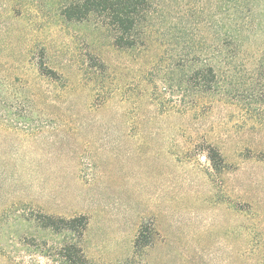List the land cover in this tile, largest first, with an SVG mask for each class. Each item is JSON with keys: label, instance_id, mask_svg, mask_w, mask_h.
<instances>
[{"label": "rangeland", "instance_id": "1", "mask_svg": "<svg viewBox=\"0 0 264 264\" xmlns=\"http://www.w3.org/2000/svg\"><path fill=\"white\" fill-rule=\"evenodd\" d=\"M194 1L176 23L198 38L240 30L199 56L222 85L205 97L158 43L66 20L70 0H0V264H31V212L88 217L92 264H264V0Z\"/></svg>", "mask_w": 264, "mask_h": 264}, {"label": "trees", "instance_id": "2", "mask_svg": "<svg viewBox=\"0 0 264 264\" xmlns=\"http://www.w3.org/2000/svg\"><path fill=\"white\" fill-rule=\"evenodd\" d=\"M185 1L70 0L63 7L61 15L68 21L85 22L93 18L101 21L110 31L113 44L119 50L145 49L153 43H158L164 49L165 55L177 58L183 63L181 67L187 72V79L182 81L184 88L188 92L194 90L199 97H205L219 91L222 85L214 65H199V56L207 54L211 62L214 55L221 52L223 45L220 44L224 43L222 40L237 38L240 30H219L211 43L210 31L204 38H198L197 31L176 23L188 12L192 19L199 15L195 1L189 0L187 5ZM170 5L175 6V9L167 11L165 7ZM209 158L214 167L221 169L223 158L216 148L210 147ZM17 222L37 228L36 233L18 237V250L21 252L18 258L29 255L31 264L35 262L36 257L45 258L50 264H92L82 246L89 226V219L85 215L64 218L43 212H31L29 218L17 216ZM41 232H47L61 240H52L54 242L51 243L45 235L46 239L41 241L36 235ZM142 242L148 243L143 229L136 240V247ZM0 255L4 256L2 253ZM20 262L18 263H26L24 260Z\"/></svg>", "mask_w": 264, "mask_h": 264}]
</instances>
